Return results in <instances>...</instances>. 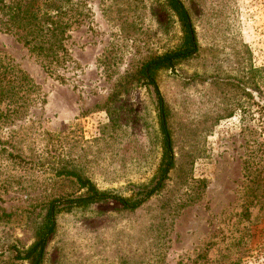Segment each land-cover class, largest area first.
Returning <instances> with one entry per match:
<instances>
[{
	"label": "rangeland",
	"instance_id": "374dc122",
	"mask_svg": "<svg viewBox=\"0 0 264 264\" xmlns=\"http://www.w3.org/2000/svg\"><path fill=\"white\" fill-rule=\"evenodd\" d=\"M80 1L87 17L69 32L59 79L0 30V58L41 90L0 129L5 139L15 131L23 153L15 162L0 157V264H28L13 261L8 247L31 242L49 201L78 194L71 179L54 177L57 162L128 197L160 158L154 93L137 73L177 44L175 18L159 0ZM182 1L198 54L158 81L177 169L134 212L108 202L59 214L43 264H264V195L248 198L255 180L264 193V170L254 172L264 163V0Z\"/></svg>",
	"mask_w": 264,
	"mask_h": 264
},
{
	"label": "trees",
	"instance_id": "16d2710c",
	"mask_svg": "<svg viewBox=\"0 0 264 264\" xmlns=\"http://www.w3.org/2000/svg\"><path fill=\"white\" fill-rule=\"evenodd\" d=\"M159 1L168 15L175 18L179 36L176 45L150 57L140 66L137 73L138 82L142 87L152 89L156 102L160 158L153 176L148 183L134 186L135 190L131 195L124 197L100 189L82 168L75 167L76 165L68 168L67 164L57 162L53 167L54 177L71 179L77 186L78 194L62 195L47 203L40 223L32 228L31 242L26 246H18L17 240L8 247V250L12 251L13 261L43 264L47 243L57 228L56 218L62 212L108 202L119 204L122 211L134 212L152 197L158 196L165 189L170 172L177 169L171 113L159 90L158 81L162 72L174 70L195 59L199 45L192 16L184 2ZM85 8L80 0H0V30L17 36L18 41L27 48L40 67L50 76L59 79L60 71L65 69V65L70 61L66 47L69 32L81 19L87 17ZM119 16L126 19L123 21V29H131L133 22L123 15ZM126 36L130 35L127 33ZM243 87L241 90L244 92ZM253 88L256 89V85ZM40 91V86L28 74L11 62H6L5 58H0V129L14 117L27 113V110L39 101ZM247 95L249 96L248 93ZM106 112L110 118L113 116L109 108H106ZM20 150L15 131L10 130L6 139L0 136L1 158L11 162L20 161L23 159ZM263 170L264 163L255 166L257 178ZM260 181H254L257 194L251 193L248 198L254 199L264 195Z\"/></svg>",
	"mask_w": 264,
	"mask_h": 264
}]
</instances>
